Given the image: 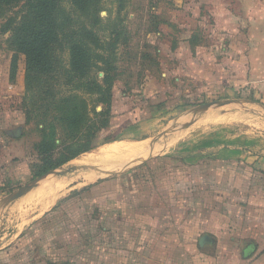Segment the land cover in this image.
<instances>
[{"label":"rangeland","instance_id":"1","mask_svg":"<svg viewBox=\"0 0 264 264\" xmlns=\"http://www.w3.org/2000/svg\"><path fill=\"white\" fill-rule=\"evenodd\" d=\"M61 7L75 22L87 20L74 9L70 0H61ZM152 7V0H101L100 23L95 28L105 43L112 33L120 31L115 47L118 79L113 96L118 116L127 115L129 119L124 124V130L136 126L134 130L130 129V137L121 135L124 131L118 126L122 121H118L112 128L99 132L95 149L65 164L58 171L60 176L48 179L57 180L56 183L30 184L25 187L30 186L26 194L9 204H3L6 198H2L29 181L27 165L37 160L35 145L40 140L42 128L38 121L48 122L50 117L41 116L37 121H24L22 110L31 107L28 99L30 96L24 98V57L19 56L16 77L10 81L13 53L7 44L9 32H2L7 18L19 8L9 13H0V264H102L106 261L105 258L102 260L103 251H115L113 254L116 258L118 250H126L127 245L132 243L130 235L134 236L131 233L134 230L131 226L119 223L121 218L146 214L153 205L159 204L151 199L159 200L162 197L153 192L150 193L151 199H147L146 191L139 190V194H134V188L163 181L162 177L170 173L167 169L174 162L157 157L149 165L143 168V165H138L121 175H108L96 170L93 173L92 170L82 169L89 166L93 169L105 167L108 170L114 165L121 164L120 168L123 164L131 166L140 161L125 158L82 163L100 151L106 140L151 136L145 141L146 144L160 139L161 147L171 149L181 148L182 143L189 139H202L216 129V132L228 138V144L241 145L244 150L264 154V109L261 107L260 96L237 91L236 94L220 98H185L182 82L176 86L173 81L161 77L172 65L161 64L167 61V57L160 50L155 36H152L156 30L152 29L156 24ZM63 58H67V52L63 53ZM97 77L101 79L102 73H97ZM149 84L160 86L166 91L164 94L158 92V95L149 99L144 98L142 91ZM167 86L175 88V92L169 93ZM81 94L91 108L94 98L84 92ZM227 98L251 102L240 101L218 109L210 108L197 119L192 128L181 130L183 122L191 120L190 116H181L184 108ZM102 107L99 105V108ZM159 109L162 112H158ZM135 119L138 121L134 123ZM168 127L170 132L167 134ZM17 130H20L19 136L16 135ZM205 139L208 142L209 139ZM99 178L112 182L123 180V186L118 185V181L114 182L115 186L114 183L102 182L92 188L82 189L84 184H93ZM76 182V189L69 191L68 185ZM59 190L61 192L56 194ZM166 193H163L164 196ZM61 197V201L54 205Z\"/></svg>","mask_w":264,"mask_h":264},{"label":"crops","instance_id":"2","mask_svg":"<svg viewBox=\"0 0 264 264\" xmlns=\"http://www.w3.org/2000/svg\"><path fill=\"white\" fill-rule=\"evenodd\" d=\"M152 4L156 21L152 36L167 57L161 64L172 65L161 74L162 78L173 81L176 86L182 82L185 98H220L237 91L246 92L260 96L264 109V0H152ZM167 88L169 93L176 90ZM165 91L149 84L142 93L149 99ZM240 101L251 102L227 98L188 106L181 111V116H190L191 120L183 122L181 130L192 128L210 108ZM135 127L123 128L121 135L130 137ZM167 129L168 134L170 128ZM216 131L203 135L202 139H189L181 148L161 147L160 139H156L146 144L147 155L129 157L146 156L131 166L114 165L108 170L82 168L93 173L96 170L121 175L138 165L143 168L157 157L174 162L167 169L170 173L165 171L169 176L162 177L163 181L134 188V194L146 191L147 199H151L150 193L154 192L162 196V201L152 198L159 204L153 205L146 214L119 219L122 225L133 228L132 243L126 250H118L116 258L115 251H103L102 260L106 261L102 264H264V154L228 144V138ZM149 138L152 137L121 139L101 147ZM62 167L39 179L38 184L56 183L57 180L48 179L60 176L58 171ZM29 182L3 197L2 200L6 199L0 200V209L2 203L9 204L26 194L23 190ZM102 182L114 183L99 178L93 184H84L82 189ZM77 185V182L70 183L69 191ZM118 185L123 186V180Z\"/></svg>","mask_w":264,"mask_h":264},{"label":"trees","instance_id":"3","mask_svg":"<svg viewBox=\"0 0 264 264\" xmlns=\"http://www.w3.org/2000/svg\"><path fill=\"white\" fill-rule=\"evenodd\" d=\"M70 2L87 20L75 22L61 7V0H0V13L19 8L7 18L2 32H9L7 44L13 53L10 81L16 77L19 56L24 57V98L30 96L31 102L30 108L22 110L24 121L50 117L48 122L38 121L42 128L35 145L37 160L26 168L30 181L95 149L100 131L118 121H122L118 128H124L129 121L127 115L118 116L112 105L120 31L105 43L95 30L101 0ZM81 92L94 98L91 108Z\"/></svg>","mask_w":264,"mask_h":264},{"label":"bare ground","instance_id":"4","mask_svg":"<svg viewBox=\"0 0 264 264\" xmlns=\"http://www.w3.org/2000/svg\"><path fill=\"white\" fill-rule=\"evenodd\" d=\"M146 148L147 147H146V143L144 140L143 141L141 140V142H137V143H127L125 141L124 142L123 141L114 142V143L103 146V148H101L100 151H98L94 155H91L85 160V162H82V163H86L88 161L102 162L104 160H109V159H125V158H129L131 156H135L138 154L147 155L148 151L146 150ZM144 157H135L134 162L138 161L139 159H143ZM129 164H132V163H129Z\"/></svg>","mask_w":264,"mask_h":264},{"label":"water","instance_id":"5","mask_svg":"<svg viewBox=\"0 0 264 264\" xmlns=\"http://www.w3.org/2000/svg\"><path fill=\"white\" fill-rule=\"evenodd\" d=\"M101 75V74H100ZM16 135L17 136H19L20 135V130H17V132H16ZM52 172V171H51ZM50 173V172H49ZM48 173V174H49ZM47 175V174H46ZM46 175H44V176H46ZM44 176H42V177H44ZM42 177H40V178H36V179H34V180H31L30 182H29V185L30 184H35V183H37V181H39V179H41ZM28 190H30V186L28 187V188H26L25 190H23V192H26V191H28Z\"/></svg>","mask_w":264,"mask_h":264}]
</instances>
